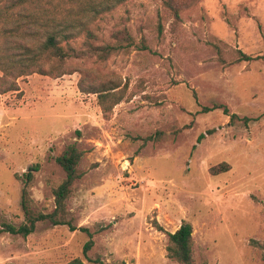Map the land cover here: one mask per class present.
<instances>
[{"label":"rangeland","instance_id":"obj_1","mask_svg":"<svg viewBox=\"0 0 264 264\" xmlns=\"http://www.w3.org/2000/svg\"><path fill=\"white\" fill-rule=\"evenodd\" d=\"M165 1L129 0L96 21L104 41L126 30L136 46L0 94L1 223L25 222L30 171V208L52 213L65 178L56 158L71 144L85 152L69 224L0 233V264H179L167 233L184 223L196 264H264V0H191L179 19L162 16ZM80 81L125 99L104 114ZM216 104L229 115L202 112ZM222 164L230 169L214 174Z\"/></svg>","mask_w":264,"mask_h":264},{"label":"trees","instance_id":"obj_2","mask_svg":"<svg viewBox=\"0 0 264 264\" xmlns=\"http://www.w3.org/2000/svg\"><path fill=\"white\" fill-rule=\"evenodd\" d=\"M129 0H0V94L19 90L17 81L33 74H40L52 78H59L68 73V63L73 60H90L93 58L101 62L107 61L111 55L126 51L135 45V41L126 30L114 36L112 41H104L100 35V25L96 22L108 13ZM191 0H166L162 16L173 19L180 18V12L191 7ZM159 32H162L160 23ZM79 40L80 43L78 42ZM146 48L144 42L137 45ZM241 60L251 61L253 57L241 53ZM79 87L87 94H99V104L104 114L112 112L121 103L124 93L113 89L98 91L95 87H86L80 81ZM224 109L229 115L227 107L214 105L204 107L203 113ZM238 120V116L231 115V122ZM245 123L248 118L243 119ZM213 131H208L211 134ZM205 138L202 134L198 141ZM150 137L145 143L156 140ZM85 152L76 144L68 145L63 153L56 158V162L65 172L62 183L53 189L56 208L50 214L35 213L30 208V197L27 185L33 179L31 171L23 175L25 186L23 189L22 207L25 222L20 226L1 223L0 233L8 232L28 237L36 231L40 222H50L54 226L69 224L66 220L67 201L73 185L82 179L84 173L79 170L80 162ZM230 167L222 164L214 167V174L226 172ZM38 170V167L33 169ZM155 227L163 231L157 222ZM167 255L179 264H196L194 258L193 228L184 223L174 233H167ZM92 247L87 243L85 252ZM68 264H85L77 258Z\"/></svg>","mask_w":264,"mask_h":264}]
</instances>
